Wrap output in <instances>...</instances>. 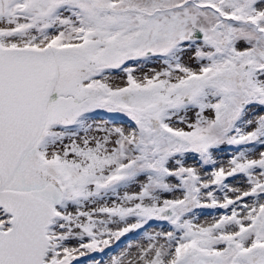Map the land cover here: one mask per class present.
I'll use <instances>...</instances> for the list:
<instances>
[{"label":"snow or ice","instance_id":"snow-or-ice-1","mask_svg":"<svg viewBox=\"0 0 264 264\" xmlns=\"http://www.w3.org/2000/svg\"><path fill=\"white\" fill-rule=\"evenodd\" d=\"M83 259L264 264V0H0V264Z\"/></svg>","mask_w":264,"mask_h":264},{"label":"rangeland","instance_id":"rangeland-1","mask_svg":"<svg viewBox=\"0 0 264 264\" xmlns=\"http://www.w3.org/2000/svg\"><path fill=\"white\" fill-rule=\"evenodd\" d=\"M233 183H234V181H233ZM81 264H87V260H86V259H83V260L81 261Z\"/></svg>","mask_w":264,"mask_h":264}]
</instances>
